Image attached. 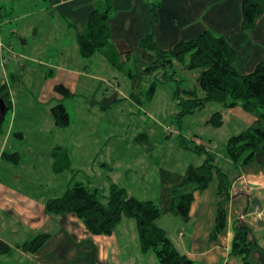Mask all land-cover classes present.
Masks as SVG:
<instances>
[{
  "label": "crops",
  "instance_id": "1",
  "mask_svg": "<svg viewBox=\"0 0 264 264\" xmlns=\"http://www.w3.org/2000/svg\"><path fill=\"white\" fill-rule=\"evenodd\" d=\"M97 1L42 0L46 11L59 16L66 32L74 31L70 46H60L54 57L55 61L51 57L42 63L39 60V64L48 69L49 75L57 73L55 83L50 84L54 92L52 97L50 94V100H57L63 104V101L73 100L78 95L76 84L79 82L90 86L91 82H103L105 79L104 82L108 83L110 93H114L113 88H116V95L120 94L124 97L121 98L125 100L124 102H131L135 111L139 113L140 105L129 98V93L133 90L131 81L129 80L127 93H124L119 89L118 84L114 85V82L104 77L103 73L99 71L93 73L91 67L94 62L105 66L102 58L95 57L97 54L109 63L101 53L85 59L78 52L77 29L87 23ZM151 2L156 4L154 21ZM111 4L113 12L109 19L110 41L116 46L124 65L133 64L136 71H142L150 66L156 58L154 52L140 47L141 39L149 33L152 34L157 47L163 51L171 50L179 41L197 37L204 30L222 35L235 50L236 57L233 67L239 74L250 73L264 59V13L256 20L255 26L250 31H245L241 27L242 0H111ZM4 7H0V44L5 47L11 46L13 49L12 38H18L26 47L27 41L18 30L11 29L8 35L2 34L4 25L2 19L6 16ZM8 8L10 10L11 6ZM128 48H131V53ZM17 55L16 64L8 63L5 68L0 67V86L4 85L1 81L6 78L8 82L6 87L11 101L9 109L11 119L8 120L6 128L2 125L4 133L0 136V154L6 150L16 151L20 155L19 163L16 165L0 160V239L14 246L31 239L38 232H49L51 236L37 252L25 253L16 249L11 255L1 256L0 264H145L144 259L148 253L144 254L139 250L137 233L129 235L125 227L119 226L122 222L111 235H94L89 233L73 214L51 217L44 211L45 201L60 197L73 181L82 182L98 190L96 178H99L102 188L106 187L107 192L111 183L118 185L112 178V172L116 174L118 170L127 181V185L120 187L124 188L129 196L137 199L140 197H137L135 189L130 188L135 184L137 175H131V172L146 171V176L152 178V183L156 184V187L154 186L156 197L154 199L149 197L148 200L155 202L162 211L156 223L165 231L175 249L190 259L193 264H242L239 257L230 255L232 227L237 220L245 223L247 216H251V220L258 225L259 219L256 218L254 212L264 209V165L256 162L254 166H250L251 163H249L241 167L240 175L232 181L229 200L226 202H222L217 195L218 183L214 178L205 190L194 193L188 219L184 221L180 216L169 211L172 189L182 181L189 166L199 165L182 161L177 163L173 159L171 162L168 156L173 153L180 154L179 149L167 148L156 152L157 149L152 147L150 151L146 150L134 141L139 133L131 134L124 147L109 148L110 139H116L120 135L113 129H104L103 125L96 122L91 113V105L85 98L79 102L78 107L76 106L74 113L70 114L66 110L70 119V124L66 128L55 126L50 115V108L59 103L50 106L48 101L38 103L48 106L46 110L48 116L45 115L42 121L34 122L33 117H30L22 118L19 123L16 122L19 114L18 102L13 103L11 87L17 82L22 84V75L29 65L28 62L33 61L31 58L33 55L27 52L17 53ZM109 65L120 70L110 63ZM10 74L18 75L19 81L12 83ZM123 74L126 76L125 72ZM57 84L68 88L75 94L74 97L62 99L54 90ZM41 93L38 91L32 98L34 103L39 102ZM116 95L113 102L120 100ZM63 106L65 108L64 104ZM16 133H21L22 137H16L14 135ZM146 134L150 138L148 133ZM11 136L25 143V146L31 148L30 151L35 150V154L33 152L30 154L36 156L34 163L32 161L30 164L31 170L40 171L43 161L46 171L49 170L57 175L68 173L65 176L66 187L58 188V192H62L61 195H49L57 191L52 185L42 181V177H35V184L38 187L46 185L52 191H44L36 200L31 193L18 187L22 181L23 186L27 182L29 172H22L24 154L15 149V142L10 141ZM58 146L66 151L72 172H54L52 152ZM40 148L43 150L39 151ZM111 153H119L122 157L132 155L135 158L129 165L125 164L124 168L121 166L107 167L104 160L102 163H97L101 154L106 156L103 159L111 162ZM43 156L44 159L41 160ZM139 160L141 163L137 165ZM1 171L10 172V179H4ZM42 173L44 177H47L43 170ZM22 175L23 180L20 177ZM141 177L142 175L139 176ZM148 184L149 182L146 186ZM249 184L256 185V188H251ZM237 195L240 196L237 197ZM253 197L257 198L260 208L252 204ZM244 204L246 208H243ZM219 206L226 211V227L216 240H210L209 235L214 226L216 209ZM246 209L248 213H245ZM163 219H165L164 225L161 226L158 222ZM258 227L264 228V222ZM180 231L182 236L178 235ZM8 236L12 238V241L8 239ZM259 246L264 248V246ZM17 258L19 260L16 262ZM149 259V264H157L156 260Z\"/></svg>",
  "mask_w": 264,
  "mask_h": 264
},
{
  "label": "trees",
  "instance_id": "2",
  "mask_svg": "<svg viewBox=\"0 0 264 264\" xmlns=\"http://www.w3.org/2000/svg\"><path fill=\"white\" fill-rule=\"evenodd\" d=\"M151 5L154 21L156 4L151 2ZM112 12L111 0H98L87 23L77 29V47L81 57L89 59L96 53H101L112 66L123 70L124 62L120 53L110 41L109 19ZM263 13L264 0H242V29L250 31ZM140 47L156 55L150 66L136 72L138 79L151 78L145 100L150 101L157 84L175 80L172 99L179 107L175 114L179 124L186 115L202 110L208 103H218L228 109L239 106L255 117L252 125L230 136L226 141L225 155L232 163V169L229 171H224L217 165L214 154L205 146L195 144L189 147L204 159L199 166H189L182 181L173 187L169 208L172 214L186 221L194 193L205 190L214 178L218 183L217 195L222 202H226L229 200L232 181L240 175L241 167L248 165L252 160L264 165V59L250 73H237L233 67L235 50L224 36L209 30H204L193 39L177 42L168 51L159 49L149 33L141 39ZM128 51L131 53V48H128ZM176 64L185 70L197 72L193 88L185 89L180 86L182 80L175 77L173 70ZM125 74L133 84L129 98L141 105L143 100L139 83L133 80L134 74L130 70ZM9 77L12 83L19 81L16 74H10ZM54 90L62 99H70L75 95L62 84L55 85ZM0 97L9 110L11 101L5 84L0 86ZM50 115L58 128H66L70 124L68 113L61 103L50 108ZM207 123L221 126V113L214 112ZM2 125L3 121L0 124V136L4 133ZM14 135L22 137L21 133ZM134 141L148 151L152 149V143L144 132L137 134ZM180 145L188 148L182 142ZM52 157L54 172L73 171L68 155L62 147L54 148ZM0 160L16 165L20 155L16 151L4 150L0 154ZM44 211L51 217L73 214L86 230L94 235H111L123 219H132L142 253L153 252L157 264H193L175 249L165 231L157 225L156 222L162 215L159 206L151 200H139L129 196L124 188L114 183L110 184L106 194H102L82 182L73 181L60 197L45 201ZM225 227L226 211L219 206L209 239L216 240ZM232 230L230 255L239 257L242 264H264V248L254 241L249 227L237 220ZM50 236L49 232H38L31 239L14 246L0 239V257L11 255L16 249L35 253ZM254 254H259L260 258L253 260Z\"/></svg>",
  "mask_w": 264,
  "mask_h": 264
},
{
  "label": "rangeland",
  "instance_id": "3",
  "mask_svg": "<svg viewBox=\"0 0 264 264\" xmlns=\"http://www.w3.org/2000/svg\"><path fill=\"white\" fill-rule=\"evenodd\" d=\"M1 6H5L3 10L6 12V16L2 19L4 23L2 34L8 35L11 29L18 30L26 39L27 46L25 47L18 38H12L14 52L16 54L27 52L33 55V57H31L33 61L28 62L29 65L22 75V84L17 82L11 87L10 93L12 95L13 103L18 102L17 111L19 110V114L16 122L19 123L22 118L30 117H33L32 119L34 122L42 121L45 115L48 116L46 111L48 106L38 103L48 101V104L51 106L59 102L57 100H50L54 94L50 88V84L55 83L54 81L57 77V73L49 75L47 72L48 69L41 66L39 60L42 63L46 61L48 57H51L55 61L54 57L57 55L58 48L60 46H70L71 37L74 31L70 30L69 32H66L59 16L55 13L51 14L46 11L45 4L42 3V0H0V7ZM10 6L11 9L9 10L8 7ZM95 57L102 58L105 66H101V63L99 62H94L91 67L93 73H97L98 71L103 73L104 77L111 79L114 82V85L118 84L119 89L124 93H127V90L129 89V79L124 76L123 73L130 70L134 74L133 80L140 85L139 91H142L143 103L140 105L141 110H139V113L135 111V107L133 108L134 105L131 102H124L125 100L121 99L124 97H121L120 94L116 95L117 91L113 86L114 93H110V88L107 85L108 83L104 82L106 81L105 79L103 82L91 80L94 82H91L90 86L83 85L79 82L76 84L78 95L74 97L73 100L63 101L66 110L72 114L75 112L76 106L78 107L79 102H82L84 98L87 99L91 105V113L94 115L96 122L103 125L104 129H113L118 135H120V137L116 139H110L108 145L109 148L114 149L124 147L131 134L144 132L148 133L150 136L149 139L152 143V147L157 149L156 152L167 148L181 150L180 154L175 155V153H173L168 156L171 162L173 159L174 162L177 163L182 161L190 162L192 165H200L203 162L204 157L195 154L189 148L198 144L205 146L214 154L217 165L224 171L231 170L232 163L225 155L226 141L230 136L245 130L253 123L255 117L252 114L245 112L239 106L234 109H226L218 103H208L202 110L186 115L182 118V122L179 124L175 117V114L179 111V107L172 99V92L176 82L175 80L157 84L152 98L150 101H146V91L151 82L150 77L138 79L139 75L136 74L137 71L133 67V64H126L124 65L123 70H117L111 67L100 55L97 54ZM173 70L175 71V77L182 80L180 83L182 88L190 89L195 86L197 72L185 70L179 64H176ZM38 91L42 92L40 94L41 98L39 102L36 101L34 103L32 98L36 96ZM115 95L120 98L117 102L112 101L115 98ZM100 106L102 110L100 109ZM130 111H132V113ZM216 111L221 112L222 115V125L219 127L207 123V120ZM10 119L11 111L9 110L6 112L3 121L4 128L7 127L8 120ZM10 141L15 142V149L24 154L22 156V160H24L21 167L22 172H29V176H27L29 179H27V182L23 186L22 181L18 187L21 190L31 193V196L35 197L34 199L36 200L44 191H52L50 188L48 189L46 185L38 187L35 184V177H42V181L52 185L57 191L49 195H61L62 192H58V188L62 187L64 189V187H66L67 180L65 176L68 173L57 175L51 173L49 170L46 171V166L43 161L41 163L40 171L31 170L30 164L32 161L34 163L36 156L30 154L31 152L35 154V150L30 151V147L25 146V143L21 141H17L13 136L10 137ZM181 142L188 148L182 147L180 145ZM41 150H43V148L39 149V151ZM103 157L106 158L105 155L101 154L97 159V163H102L104 160L107 167L110 168H114L115 166H121V168H124L125 164L128 163L129 165L135 158V156L132 155L122 157L119 153H111V162H109L108 160L103 159ZM43 159L44 156L41 160ZM140 163L141 161L139 160L137 165H140ZM254 163H256V161L252 160L250 166H254ZM42 170L47 177L42 175ZM1 174L4 179H10L11 177L10 172L6 173V171H1ZM135 174L137 175L135 176L137 177V180L135 184L130 186V188L135 189L134 192L137 197H140L139 200H148L149 197L154 199L156 197L154 195V186L156 187V184L152 183V178L146 176V171L139 170L131 172V175ZM140 175H142L141 178H139ZM50 176L53 177L51 178ZM20 177L21 180H23L24 176L22 175ZM112 178L119 186L122 185V187H124L125 184L127 185V181L122 177L120 170H118L116 174L115 172H112ZM96 181L98 191L102 194H106V187L102 188L100 182L101 179L96 178ZM147 182H149L151 186H149V184L146 186ZM239 196L240 195H237V197ZM245 205L246 204L243 205V208H246ZM245 213H248L247 209ZM178 218L180 219V217ZM251 219V216H247L245 224L249 227L254 241L258 245L264 246V228L258 227V225ZM164 220L165 219L159 221L158 224L163 226ZM121 222L122 225L119 226L125 227L128 230L129 235L136 234L134 221L132 219H123ZM8 239L12 241V238H9V236ZM259 256V254H254L253 260L259 259ZM149 258L156 260L154 253L149 252L144 259L145 264L150 263ZM17 260L19 259L17 258L16 262Z\"/></svg>",
  "mask_w": 264,
  "mask_h": 264
},
{
  "label": "built area",
  "instance_id": "4",
  "mask_svg": "<svg viewBox=\"0 0 264 264\" xmlns=\"http://www.w3.org/2000/svg\"><path fill=\"white\" fill-rule=\"evenodd\" d=\"M18 55L14 52L11 46H2L0 44V67L5 68V66L8 63H15L17 61ZM2 84L7 85V79L4 78L1 81ZM254 215L256 216L257 219L262 220L264 222V209H258L254 212ZM242 218V216H239ZM179 236H182V232H178Z\"/></svg>",
  "mask_w": 264,
  "mask_h": 264
},
{
  "label": "water",
  "instance_id": "5",
  "mask_svg": "<svg viewBox=\"0 0 264 264\" xmlns=\"http://www.w3.org/2000/svg\"><path fill=\"white\" fill-rule=\"evenodd\" d=\"M7 111H8V107H7L6 103H5V101L3 100V98L0 97V124H1L2 121L4 120V117H5V114H6ZM249 186H250L251 188H256V185H253V184H249ZM251 202H252V204H254L257 208H260V204H259L257 198L253 197V198L251 199ZM262 224H263V221H262V220H259L258 225L262 226ZM262 259H263V262H264V254H263Z\"/></svg>",
  "mask_w": 264,
  "mask_h": 264
}]
</instances>
